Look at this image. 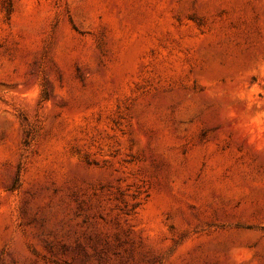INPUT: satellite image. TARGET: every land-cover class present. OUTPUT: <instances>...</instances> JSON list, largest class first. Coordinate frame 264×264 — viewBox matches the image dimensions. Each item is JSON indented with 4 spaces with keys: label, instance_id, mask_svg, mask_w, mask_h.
I'll use <instances>...</instances> for the list:
<instances>
[{
    "label": "rangeland",
    "instance_id": "1",
    "mask_svg": "<svg viewBox=\"0 0 264 264\" xmlns=\"http://www.w3.org/2000/svg\"><path fill=\"white\" fill-rule=\"evenodd\" d=\"M0 264H264V0H0Z\"/></svg>",
    "mask_w": 264,
    "mask_h": 264
}]
</instances>
